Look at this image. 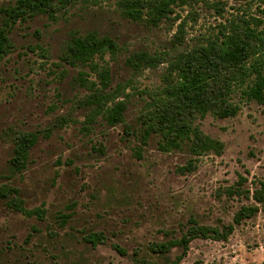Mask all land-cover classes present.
Returning a JSON list of instances; mask_svg holds the SVG:
<instances>
[{
    "label": "rangeland",
    "instance_id": "rangeland-1",
    "mask_svg": "<svg viewBox=\"0 0 264 264\" xmlns=\"http://www.w3.org/2000/svg\"><path fill=\"white\" fill-rule=\"evenodd\" d=\"M15 1L0 0V5ZM115 3L77 2L55 16L19 20L10 31L12 48L0 61V186L18 189L25 209L44 213L39 218L0 200V264H141L135 259L166 264L179 250L159 256L151 251L152 243L179 236L190 217L212 226L231 222L235 211L253 200L229 197L225 188L239 175L249 189L264 180V105L246 100L241 90L230 95L238 106L234 116L207 113L195 120L205 134L222 142L220 153L192 158L186 145L162 152L153 135L137 156L138 116L161 86L167 63L137 74L125 64L136 51L174 54L172 42L183 17L184 41L178 48L186 49L216 35L233 7L257 14L264 0H191L156 26L122 18ZM91 31L110 36L119 47L114 57L96 58L109 68L111 87L124 86L127 95L125 122L114 126L100 116L85 124L89 109L80 100L89 91L75 81L80 69L60 61L72 34ZM83 71L94 79L87 67ZM60 117L71 120L54 125ZM30 131L40 136L29 162L25 169L13 170L14 140ZM189 159H194L193 170L178 173ZM94 232L105 237L96 246L84 240ZM263 260L264 212L258 211L226 240L193 239L179 264Z\"/></svg>",
    "mask_w": 264,
    "mask_h": 264
},
{
    "label": "trees",
    "instance_id": "trees-1",
    "mask_svg": "<svg viewBox=\"0 0 264 264\" xmlns=\"http://www.w3.org/2000/svg\"><path fill=\"white\" fill-rule=\"evenodd\" d=\"M102 2L107 0H16L13 5H0V61L11 51L10 31L19 20H25L36 14L55 16L61 9L77 2ZM117 10L122 18L145 22L156 26L160 21L169 18L177 7L191 4V0H116ZM228 17H223L216 35L204 42L182 49L184 28L183 17L177 24L172 44L174 54L160 52L150 54L147 51H136L125 58V64L137 74L140 70L155 67L166 62L162 74L161 86L150 95L138 116V127L135 133L139 144L135 148L140 156L142 148L151 136H158L157 148L162 152L179 149L186 145L192 158L209 152L220 153L221 141L205 134L195 123L199 117L211 113L220 118L234 116L238 106L231 101L230 95L241 90L246 100H253L264 105V6L258 8L257 14H243L240 8L233 7ZM119 50L116 41L108 35L100 36L91 31L85 34H72L64 45L60 61L80 70L75 81L86 88L89 93L81 99L82 105L89 111L85 115V124L91 125L101 117L109 126L125 122L127 95L124 86L111 87L110 70L101 66L97 57L109 54L114 57ZM171 56V57H170ZM94 74L88 79L86 71ZM70 118L60 117L54 125L66 124ZM129 126H126L128 129ZM51 129L45 130L48 136ZM37 131L24 132L18 135L13 144L9 160L13 170L21 171L29 162L30 152L39 139ZM194 159L177 169L178 173L192 171ZM246 179L239 175L237 182L225 188L229 197L238 196L253 200L241 205L234 213L232 221L221 226L199 223L190 217L186 228L179 236L152 243L151 251L159 256L171 252L173 248L179 253L166 264H179L195 238L226 240L243 220L251 218L258 211L264 212V180L257 181L252 189L244 187ZM0 200L9 208L26 214H35L39 218L44 210L37 208L27 210L19 197L18 189L0 186ZM84 240L93 246L103 242L105 237L100 232L88 233ZM113 248L121 255L126 251L119 245ZM147 264L144 259L137 260ZM156 264V263H151ZM252 264V263H244ZM264 264V260L260 263Z\"/></svg>",
    "mask_w": 264,
    "mask_h": 264
}]
</instances>
